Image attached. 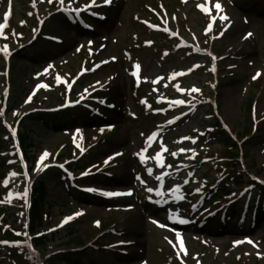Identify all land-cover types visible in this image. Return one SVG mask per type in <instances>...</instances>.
Masks as SVG:
<instances>
[{
  "label": "rangeland",
  "instance_id": "374dc122",
  "mask_svg": "<svg viewBox=\"0 0 264 264\" xmlns=\"http://www.w3.org/2000/svg\"><path fill=\"white\" fill-rule=\"evenodd\" d=\"M8 1L9 0H3L0 9V20L4 6ZM89 1L90 0H75L74 5L80 6L81 3H87ZM193 1L194 0H120V7L113 11L111 15L113 21L107 25L101 26L102 34L99 35L86 33L83 36H77L75 32H71L69 27L64 26V24V28H58L54 22H48L45 25L44 32L46 34L61 37L65 43L62 47H52L39 42L19 50L17 55L12 59V66L10 67L12 80L11 108L13 107V109L21 110V108L27 104L25 103V99L28 96L24 98L25 94L29 90L31 94V88L38 83L46 84L49 87L40 90L33 99L35 108L42 110L58 105L65 96L66 86L64 87V85H61L58 88L55 86V77L57 75H59L61 79L67 81L66 85L76 79V83L72 87V100L80 99L86 92V89H91L89 94L90 98L101 99L104 93L102 90H95L94 86L104 84L102 88L108 90L110 83L118 81L117 90L121 103L119 104L120 116L117 126L120 127V130L125 136V147L128 149L129 154L139 146L141 141L139 134L150 129V120L152 119V117L146 118L142 108L135 105L136 101L129 89L130 81L127 78V70L130 63L139 61L143 67V76L147 77L149 80L160 74H169L173 69L189 67L191 63H193L187 61L184 54H170L164 58L161 53L162 50L166 48L164 40L149 35L148 32L138 25L135 18H150L145 6L148 5L157 8L158 3L161 2L169 12V15L177 18V25L189 41L199 43L202 48H208L211 44L205 36L207 34H212V30L206 32L208 23L195 10ZM218 1L227 13L235 10L240 16H246L245 14H247L246 17L249 24H247V26L246 24L243 25L245 26V30L254 33V44L252 42H242V31H230L225 33L222 39L218 42H213L212 46H214L215 51H217L219 55H228L227 61H225L223 65H231L234 66V68L224 69L220 73L216 85V81L209 76L206 68H202L192 74L185 80V83H187L186 87L192 85L196 86V89L202 92V96L208 97L210 100L216 98L218 102V115L222 121L234 135H238L239 139H247L241 148L245 169L239 168L236 161L239 157V151L235 149L231 150L228 148V144H224L228 136L225 132L221 131L220 128L212 130L211 133L207 135L206 139L202 140L200 143L201 150L199 154L207 159L203 166L200 167V171L205 172L207 175H211L210 177L213 179L223 176L225 185H231L233 186L232 188H237L248 184L249 179L246 174H253L256 177L264 179V77L257 76L256 79H253L254 76L252 77L255 70H264V13L257 14V10L264 12V0ZM11 2L13 5V19L11 21L10 30L6 34L7 39L5 40V44L9 47L16 48L21 45L14 43L12 33H15V36L18 34L21 35L19 41L24 40V42H27L32 34L31 32L35 31L36 22L34 20L35 18L26 16L28 11H31L30 0H11ZM67 2L68 0H64V4H67ZM215 2L216 0H212V8H214ZM35 3L42 14L51 12L61 5L59 0H52L51 3H49L48 0H35ZM21 21L24 23L22 24ZM217 23H219L220 26L222 25L220 19H217ZM94 40H96V43L102 42L105 45L103 50H99L98 59L96 61H109V63L98 68L92 75H80L78 72L88 71L93 68V63L90 62L91 55L89 49ZM144 40H154V45L150 48H144L142 46ZM89 41H92L91 45H89ZM78 44H81L80 47H77ZM78 48L79 51H77ZM170 49L171 47H169V50ZM57 52L60 53L57 54ZM38 60L40 62H36ZM46 63L53 65L49 70L50 74L47 77L38 76L37 78H33L32 75L35 71H38ZM0 68L3 69L2 62H0ZM114 77L115 79H113ZM2 84L3 80L0 78V96L4 90ZM220 89L224 90L226 93L219 96L218 92ZM147 92H149V86L146 84L138 91V96H146ZM53 96L59 101L55 100ZM87 101L88 99L85 100V102ZM254 102L257 118H261L262 123L259 124L258 131L251 136L250 113ZM90 106L94 110L99 111L98 106ZM128 111L137 114V120H132L126 116ZM101 112H104V110L102 109ZM212 113L213 110L208 109L207 106H200L196 112V114H199L198 118L195 120L191 119L192 121L186 123L185 126L179 127L174 131H169L167 136V140L169 141L167 144L171 147H176L178 144L175 138L190 133L192 127L198 128L201 124L206 125L209 123L214 125L215 121H213V119H211V121L203 118V115L209 114L210 116ZM38 114L41 113L36 112V114L22 119L20 133L30 136L31 139L29 140V144L32 145L30 152L31 155L39 154L37 160L42 155V150L50 153V155L41 162V167L48 158L52 160L53 157L59 156L64 160L65 155L66 157L71 156L73 158L76 156L77 152L74 153L72 151L74 149L70 147L71 145H69L68 141L69 135L72 134L73 124L78 120L80 137L84 140L83 148L87 150L85 158L83 157L80 161V166L83 168L81 173L89 168L90 171H98L99 173L95 175L91 181H87L86 184L99 185V182H101L100 179L103 178L102 174L108 173L110 167L117 164V162L111 161V159L108 161V164H105V160L109 157H113L120 149L111 148L104 151L99 146L95 145V147H92L93 143H96V139L100 135L98 128L102 127L87 126L84 128L80 126L86 122H91L93 120L91 119L92 114L84 113L83 110L62 112V122H59L61 119L60 116L57 115L59 113H43L46 117L44 121L42 120L43 123L40 122L42 116ZM16 117L14 112L8 114V119L13 122L16 120ZM94 118L97 120L99 119L98 116ZM62 126L65 128L61 129ZM0 146L3 145L0 143ZM89 150L95 151V155L94 153L89 154ZM226 157L236 158L226 160ZM215 158H217V160ZM1 163L3 165V161L0 157V181L3 178H1L2 174L6 175V173L10 172L9 169L3 168ZM215 170H219L218 175H216V173L213 174ZM35 172L37 171H34V173ZM81 173H78L79 176H81ZM41 177L45 179L43 181L46 189L44 201L47 203L45 210L50 214V218L44 222L40 229L48 233L51 226L61 224L64 217L72 215V212L82 211L84 213L83 216L72 221L69 226L72 227V229H64V227L61 228L59 225L56 226L60 231L56 235L49 237V241L45 245L46 252L42 253L38 251L41 256H45L44 254L49 256L47 259L43 260L44 264L48 262H53L55 264H138L141 259L140 257L130 261H128V259H126L127 261H122L120 259L117 262L115 256L110 255L106 257L102 252V248H96L98 249L97 252L89 251L85 248V246L89 242L95 240L99 234L107 232L115 226H119L120 221H122L121 213L114 212L113 210L106 211L104 208H97L98 206H94L91 203H84L82 199L83 196L76 193L73 194L78 198L73 199L65 193V188L61 187V184L65 185L64 181L60 180V176H54L53 172L48 175L42 174ZM6 179V176H4V181ZM234 179L235 181L238 180V185L234 183L235 186L232 185V180ZM16 180L8 181V184L14 187L21 186L19 179ZM108 185L112 188H116L118 184L110 181ZM225 185L222 183L219 192L224 191ZM3 186L4 185L1 184L2 188ZM21 188L22 186L20 190ZM0 193V197L6 202H9L7 199L9 193H3V191ZM11 198L13 197L11 196ZM58 198L59 200H57ZM213 208H215V206H213ZM4 216L14 229L19 228L20 231H22L23 213L21 209H18L15 200L10 199L9 209ZM96 221L100 222V230L94 226L96 225ZM263 223L264 222H261L260 225H263ZM143 226L145 229L142 231L141 238L145 241L147 252L142 258L147 260L145 262L147 264H161L165 256H167V260H169L171 252L166 247L164 241L167 233L157 230L147 223L146 225L143 223ZM208 226L209 233L201 237L199 236L201 238V244H199V240L186 237L185 234L187 250L184 249L183 251L181 248L179 249V253L183 255L185 261H191L193 264H197L196 262L198 260L202 264H264V238L260 245V253L262 254L260 255V259L255 250L251 249V244H242L233 247L231 243H229V240L232 239L231 236L220 235L222 233H219V230L222 226L218 219ZM234 228L235 224L232 226L233 230ZM236 228H241V226L237 225ZM262 236H264V231L261 228L257 229L254 237L259 238ZM120 238H116L109 234H103V236L99 237L94 243L97 242L100 245L107 246ZM124 239H134V237L130 236ZM41 249L42 248H39V250ZM134 249L135 248H130L128 250L132 252ZM24 256L25 251L20 248L11 251L0 248V264H27ZM174 263L172 259V264Z\"/></svg>",
  "mask_w": 264,
  "mask_h": 264
},
{
  "label": "snow or ice",
  "instance_id": "6c2138e0",
  "mask_svg": "<svg viewBox=\"0 0 264 264\" xmlns=\"http://www.w3.org/2000/svg\"><path fill=\"white\" fill-rule=\"evenodd\" d=\"M49 3L52 2V0H48ZM60 4L62 5L61 7V11H75L77 14H79V12L81 11H88L89 9L93 8V7H98V6H101V5H97L96 3V0H90L89 4L88 5H84L82 6L81 8H73L72 5L75 3V0H68V6L67 7H63L64 6V0H59ZM112 2V0H103V4L104 5H108ZM212 0H206V3H211ZM34 8H35V0H33V5H32ZM202 12L206 13V14H209L211 16V7L209 6H206L205 3H202L200 5L197 6ZM214 8L216 10V12L219 14L222 12V5L218 2V0H216V2L214 3ZM91 15H98L97 13H90ZM10 15V10L8 12H5L4 14V19H5V22L4 23H0V38H4V39H7V37L4 35V32L3 30L8 26L7 25V20H8V17ZM103 18V17H101ZM174 18V17H173ZM217 19L216 16H211V21L210 23L208 24V26L206 27V32L207 31H210L211 28H212V22H214L215 20ZM219 19L221 21H225V20H228V17L226 15H221L219 16ZM21 23L23 24L24 22L21 21ZM166 23V21H165ZM86 27H90V25H85ZM153 27H156V26H153ZM164 31H168V29L165 27L164 28ZM172 35H175V33H171ZM220 35H223V32L220 33ZM248 35H251V33H249ZM92 41H89V45H91ZM148 43H151V42H148ZM83 47V46H81ZM77 51H79V48L77 49ZM197 51H199V49H197ZM0 53L3 54V57L5 59H7L8 57H10L11 55V51L9 50V47L7 44H4L3 46H0ZM90 53H91V49H90ZM165 55H167V52H165ZM115 59V58H113ZM103 63H107V61H103ZM99 65H96V67H98ZM53 65H49L48 68L44 69L45 72L48 71V69L52 68ZM133 67L135 69H137V71H133L132 72V75L133 77H137L138 75V70L140 68V65L139 64H135L133 65ZM195 67H199V65H196ZM94 70V69H93ZM213 72L216 71L215 67H213L211 69ZM184 73H172L171 75L173 77L175 76H178V75H183ZM260 73L258 72L257 73V76H259ZM257 76H254L253 79H256ZM56 81L57 82H60L61 81V78L59 75H57L55 77ZM160 79H163L162 77H158L157 80H154L153 83H156L158 80ZM74 82V81H73ZM99 83V82H98ZM167 86V85H165ZM45 88L47 89L49 86L46 85V84H38L36 86V88ZM67 87L70 89L71 88V84H67ZM176 88L178 91L180 92H185V91H190V92H197L199 91V89H196L195 87H193L191 90H185V89H182L179 87V85H176ZM87 91V89L85 90ZM6 95V93H5ZM33 95H34V92H33ZM32 99V95H29L27 97V99L25 100V103H29ZM159 97H158V102H159ZM142 103H146V101H141ZM101 103H103V101H101ZM186 103V101L182 100V99H176V100H171L169 101V106H172V105H182ZM156 111H164V109H157ZM0 115H3V109H0ZM15 115V113H14ZM172 121H169V123H171ZM100 131H104V129H100ZM77 132H79V130H77ZM13 135H15V132L13 131ZM158 136V133L157 132H153L151 133L148 137H147V140H146V143L148 144V146L150 147L151 146V143L152 141ZM182 139H192V138H182ZM75 142V140H74ZM195 142V140H193V143ZM161 148L164 150V151H167L166 147L161 143ZM147 151V148H144V149H141V151L139 153H136V155L139 157V161L140 163H145L146 160L148 159H152L155 161V164L157 167H164V161H163V157L161 156V153L160 152H157L154 156L152 157H147L145 156V152ZM185 151H193V150H186V149H179L177 150V152H172L171 155L173 157L177 156L178 153H182V152H185ZM81 152H83V149H81ZM50 155V153H48L47 151L43 152L42 155L39 157V159L37 160V163H36V168L33 169L34 171H42L43 168L41 167V162L45 160L46 157H48ZM116 155H121V153H117ZM114 157H109L108 159L105 160V164H108V161L110 159H113ZM48 165H45V167H47ZM60 167H63V165H60ZM167 167H171V165H168ZM177 171L179 170V167L176 169ZM147 171V174L149 176H152L153 174V169L152 168H147L146 169ZM90 174V170H86L85 172L81 173L82 176H86V175H89ZM9 176L11 177H16L18 174L16 172H10L8 174ZM24 175H27V173H24ZM167 175H171V173H168V172H164L160 175H157L155 177V179L157 181H163L164 177L167 176ZM188 175H192L191 173H188ZM136 179L138 181H140V183L142 184H146V181H144L140 176L139 174H137L136 176ZM185 183H188V181L186 180ZM3 184L4 186H7L8 184V180L6 179L5 181H3ZM84 191H87V192H96L98 191L97 189L95 188H86L84 189ZM146 191L149 192V193H152V192H155V195L157 197H161L163 198L165 196V192L162 191L160 188H152V187H147L146 188ZM169 194L173 197V199L175 201H181V200H184L185 197L181 194V187L180 185H176L174 186L173 188L169 189ZM196 192H199L200 189H196L195 190ZM101 195L103 196H106V197H116V196H122V195H132V192L129 190L128 192H113V191H103L100 193ZM11 193L9 194V197H11ZM15 196L17 198H27L28 196V189L25 188L24 192L23 193H15ZM149 199H151V197H149ZM10 202V200H9ZM162 199H157L154 201V203L160 205L162 204ZM195 205H192V209L195 210ZM80 215H83V212L82 211H79V212H76L72 215H69L67 217L64 218V220L61 222V224L59 225V227H62L64 224H67L71 221H73L76 217L80 216ZM168 218L170 220H172L174 223H179V224H187L189 223L190 221L187 220V219H184V218H180L177 214L173 213V212H169L168 213ZM96 226H99V221H96ZM153 223H157V221L153 220ZM161 227H163L164 225H159ZM17 235H21V233H17ZM26 235V234H25ZM175 237H176V240L180 242V247H181V250H183L184 246H183V243H182V240H181V233L180 232H175ZM167 239V238H166ZM249 243H253L251 240L248 241ZM0 243H12V244H19V241H16V242H8V241H0ZM169 243H173L172 241H169ZM236 243H240L239 241H237ZM29 247H31V245H29ZM259 255V254H258Z\"/></svg>",
  "mask_w": 264,
  "mask_h": 264
},
{
  "label": "bare ground",
  "instance_id": "6f19581e",
  "mask_svg": "<svg viewBox=\"0 0 264 264\" xmlns=\"http://www.w3.org/2000/svg\"><path fill=\"white\" fill-rule=\"evenodd\" d=\"M232 16L233 18L238 17V14L236 12H232ZM56 24L57 26H61V20L60 18H55ZM243 30L242 26L239 24V22H236L232 31L236 32V31H241ZM98 44H96L95 48L97 49ZM103 54V53H102ZM95 58H98V52H96V55L94 54ZM117 82H114V86H112V89H110L109 91H107L104 94V98H103V102L107 104V113L104 114V117L108 120V121H113L114 123L118 122V102H119V96H118V86H117ZM116 84V85H115ZM223 93H226L224 90H219V96L222 95ZM26 110H24L23 112H25ZM111 123V122H109ZM106 124L107 125H109ZM112 124V123H111ZM114 129V128H113ZM102 137L98 138V143L101 144L100 146L103 147L104 151L109 150L111 148H122V156L119 158V163L117 165L116 168H114L113 173V177L117 178L118 180L125 182V180L127 179L128 172H129V167H128V156L126 153V149H125V140H124V134L123 132L117 128L114 129L112 132L108 131V128L104 129L103 131ZM135 213H139L137 210L135 211ZM135 213H128L125 214L123 216V221L124 224L122 225V227L119 230H123L126 232H133V234L135 236H138L140 233V223L141 221L139 220V214H135ZM137 242L139 241V239L136 240ZM138 252H136L135 254H137Z\"/></svg>",
  "mask_w": 264,
  "mask_h": 264
},
{
  "label": "trees",
  "instance_id": "16d2710c",
  "mask_svg": "<svg viewBox=\"0 0 264 264\" xmlns=\"http://www.w3.org/2000/svg\"><path fill=\"white\" fill-rule=\"evenodd\" d=\"M23 143H25V141H23ZM36 210H37V207H36V205H35V207H34V211H33V214L36 212Z\"/></svg>",
  "mask_w": 264,
  "mask_h": 264
}]
</instances>
